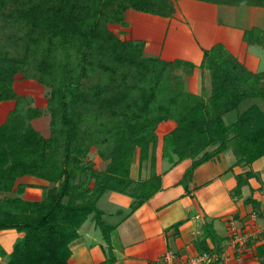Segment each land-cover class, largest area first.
Masks as SVG:
<instances>
[{"label":"trees","instance_id":"16d2710c","mask_svg":"<svg viewBox=\"0 0 264 264\" xmlns=\"http://www.w3.org/2000/svg\"><path fill=\"white\" fill-rule=\"evenodd\" d=\"M177 1L0 0V30L6 33L0 35V101H16L0 124V231L23 233L5 264H69L70 244L91 214L109 245L100 264H115L111 228L98 206L106 192L131 196L130 215L163 188L164 160L175 166L191 159L180 180L188 193L195 169L231 140L240 162L249 165L264 156V108L257 103L264 101V71H251L217 43L204 49L198 66L210 72L211 93L196 94L184 80L195 63L150 56L145 40H123L109 28L126 25L130 9L172 17ZM199 1L264 6V0ZM245 39L264 46V30H245ZM18 79L47 88L45 108L16 92ZM250 99L255 102L243 108ZM232 111L238 115L228 123L224 115ZM44 115L50 117L49 134L33 124ZM94 148L108 161L104 170L89 157ZM136 152L141 166L150 163L147 179L131 176ZM254 175H236L235 191ZM28 187L43 188L41 198L26 199ZM207 239L220 241L210 223L195 242L199 250L208 251ZM255 253L264 264V242ZM6 254L0 247V255Z\"/></svg>","mask_w":264,"mask_h":264},{"label":"crops","instance_id":"0c3cea01","mask_svg":"<svg viewBox=\"0 0 264 264\" xmlns=\"http://www.w3.org/2000/svg\"><path fill=\"white\" fill-rule=\"evenodd\" d=\"M180 2L182 0L177 1L176 12L172 17L128 10L127 23L137 21L138 15L147 16L153 31L144 36L135 32L131 25V28H125L127 32L121 36L145 40L146 53L156 52L164 60L179 58L195 63L197 67L193 75L187 76L185 84L186 87L189 86L188 90L196 94H202L203 90L208 96L211 93L210 72L202 71L198 66L202 63L204 49L217 43H222L251 71H264V60L259 51L253 50L259 44L249 43L245 39V30L251 29L252 25L253 28L264 30V6L229 5L252 9V21H248L246 28L223 19L225 14H221V9L227 4L206 2L215 5V13L219 18L210 17L205 20L186 15ZM206 7L204 10L207 11ZM195 13L200 12L196 10ZM17 81L14 83L16 92L26 95L19 93ZM27 81L29 84L35 80ZM198 81H202V84ZM38 86L43 87L39 83ZM15 104V100L0 101V124L6 121ZM233 112L235 117L229 119ZM237 115V111H232L224 115V119L230 123L236 120ZM233 141L235 140L228 143L225 151L195 169L188 193L180 180L191 159L183 160L175 166L164 160L163 188L132 214L127 215L133 201L131 196L108 191L100 198L98 206L102 211L103 224L111 228L109 236L117 259L115 264H260L255 255V246L264 242V156L249 165L240 162L241 154L237 142L231 144ZM100 160L104 161L100 168L104 170L108 161ZM248 171H253L255 175L248 178V183L237 193L236 175L245 176ZM150 175V163L144 162L141 166L139 153L135 154L131 176L139 180L147 179ZM26 181L46 183L35 177H27ZM40 191L38 187H28L23 196L29 200H39L42 196ZM251 199L258 204L249 201ZM179 221L183 223L177 229L170 228ZM207 223L213 225L220 241L207 239L208 251L203 252L195 242L204 236V225ZM234 225L239 234L246 235V249L235 244L237 234L233 229ZM0 233L8 236L1 242H4V247L0 243V247L7 252L5 256L0 255V260L5 264L17 237L23 233L15 229ZM79 234L70 244L72 255L69 264H100L105 261L109 245L101 227L96 224L94 214L80 227Z\"/></svg>","mask_w":264,"mask_h":264},{"label":"rangeland","instance_id":"374dc122","mask_svg":"<svg viewBox=\"0 0 264 264\" xmlns=\"http://www.w3.org/2000/svg\"><path fill=\"white\" fill-rule=\"evenodd\" d=\"M180 6L184 9L183 12L186 13V15H188L191 18L195 17V18H200V19H205V20H209L210 17H212L214 19L219 18L218 14L215 13V9H214L215 5L207 4L204 1L182 0V3L180 2ZM205 7L207 8V11L204 10ZM196 10L199 11L200 13H195ZM251 10L252 9L248 8V7H237V6L235 7V6H229L228 5V6H223V8L221 9V12H222L221 14H223V13L225 14V16L223 15V19L225 21H229V22H232L234 24L245 26L247 28L248 21L249 22L252 21L251 20L252 19L251 18V16H252ZM136 14H139V13H136ZM138 16H137L138 20L133 22V23L130 22V23H127L126 25H119L117 23H111V24H109V28L113 32H115L123 40H129L127 38H123L121 35L123 33L127 32V30H125V28H127V27L131 28V25L134 27V28L133 27L132 28L134 29L135 32L141 33L144 36L150 35V33L153 31V29H152L153 27L151 25L150 20H147V16H145V17H143L142 15H140V17H138ZM251 29H253V25H252ZM251 29H246V30H251ZM254 29H259V28L257 27ZM15 31L16 30H10V31H6V32H10L13 34ZM5 34H6L5 32L0 30V35H5ZM0 41H4V38H2L1 36H0ZM253 50L259 51V53L262 57V60H264V47L259 45L258 47H254ZM147 54L151 55V56H157L158 55V54H156V52H149ZM180 71L181 70H175L176 73H178ZM183 75H185V74H183ZM184 77H186V76H184ZM27 82H28L27 79H18L17 88H18L19 93H24V94L28 95L29 97H31L33 105L45 108L46 104H47V98H48L47 97L48 96L47 88L38 86L37 81H32L29 84H27ZM198 82H200V81H198ZM200 83L202 84V81ZM187 87H189V86H187ZM34 88H38V90H34ZM253 102H255V99H250L248 102H244L245 105L243 104L244 107L243 106L242 107L246 108V107L250 106L251 104H253ZM257 103H259V105H261L264 108V101L257 100ZM235 115H236L235 112H233L232 114H230V116L228 118L232 119V117H235ZM33 123H34V126L39 128L42 132H44L45 134H49V132H48L49 131V125H50L49 115H44L38 119H35V120H33ZM233 143H235V141H233L231 144H233ZM138 153L139 152H136L135 154H138ZM89 157H90V159H92L95 162V167L98 168L99 170H101L100 168H101V165L104 164V161L100 160L102 158L97 153V150L95 148L92 149ZM40 189H41L40 192L43 193V191H44L43 188H40ZM1 196H2V194L0 193V197ZM4 235H5V233H0V243L2 242V240L5 241L8 238L7 235H5V236ZM20 237L18 236L17 239ZM1 245L4 247V242L1 243ZM245 249H246V247H245Z\"/></svg>","mask_w":264,"mask_h":264},{"label":"built area","instance_id":"2783aa9c","mask_svg":"<svg viewBox=\"0 0 264 264\" xmlns=\"http://www.w3.org/2000/svg\"><path fill=\"white\" fill-rule=\"evenodd\" d=\"M256 217V216H255ZM233 229L236 232V237H235V244L239 247H245L246 245V235L244 233H240L236 230V225L233 226Z\"/></svg>","mask_w":264,"mask_h":264}]
</instances>
